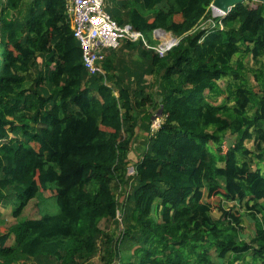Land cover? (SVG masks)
<instances>
[{
    "label": "trees",
    "instance_id": "16d2710c",
    "mask_svg": "<svg viewBox=\"0 0 264 264\" xmlns=\"http://www.w3.org/2000/svg\"><path fill=\"white\" fill-rule=\"evenodd\" d=\"M212 2L106 6L151 43L156 29L178 39L163 56L128 40L148 63L121 76L114 49L88 73L64 0H0V208L16 220L0 231V264H264V1L224 16ZM39 193L58 212L20 218ZM224 199L252 210L249 241Z\"/></svg>",
    "mask_w": 264,
    "mask_h": 264
},
{
    "label": "built area",
    "instance_id": "2783aa9c",
    "mask_svg": "<svg viewBox=\"0 0 264 264\" xmlns=\"http://www.w3.org/2000/svg\"><path fill=\"white\" fill-rule=\"evenodd\" d=\"M66 13L75 39L81 49L84 67L89 74L104 73L103 61L107 53L120 46L122 41H141L146 47L153 48L146 41L143 33L129 24H119L106 9V0H64ZM160 37L161 32L154 31ZM172 42L162 41L155 47L158 55L163 56L172 46ZM154 49V48H153ZM160 124L158 117L152 123V131ZM133 171V167H131ZM119 224L122 226L120 211H117ZM118 264V262H116Z\"/></svg>",
    "mask_w": 264,
    "mask_h": 264
},
{
    "label": "rangeland",
    "instance_id": "374dc122",
    "mask_svg": "<svg viewBox=\"0 0 264 264\" xmlns=\"http://www.w3.org/2000/svg\"><path fill=\"white\" fill-rule=\"evenodd\" d=\"M118 1V0H107V6H113L114 3ZM212 13V10H211ZM124 17V14H123ZM212 23V19L211 17L209 18H205L201 24L202 27H206L211 25ZM165 34L169 35V37L171 38H177L175 37L172 33L170 32H165ZM164 34H162L161 38L157 37L155 32H152V39L155 40V42L151 43L148 42L150 44V46H152L154 49L156 46L159 45V43L161 42V40L163 39L165 41V37L163 36ZM146 41H148L147 37L144 35ZM128 40H124L122 41V43L120 44V46L116 49H114V61L115 63L118 64V69H117V73H119V75L121 76H129L130 74H132L134 71H141L139 70L140 68L147 66L148 61L141 59L140 56L138 55V50L135 49H130L127 48L123 45L126 44ZM138 41V40H137ZM131 42H136V41H131ZM168 42V41H166ZM169 43V42H168ZM250 61V65L251 66H255V64L250 60L249 57H247L245 59V61ZM146 79L149 81L151 79L150 75H146L145 76ZM250 77H252L250 75ZM259 81L264 85V75L260 76ZM155 111L153 113V117L155 116L158 117V119L160 120L161 117L159 116V114ZM154 120V118H153ZM139 131V130H138ZM141 132V131H139ZM246 145L249 148H253L251 141H247ZM142 149V145L140 146V144L138 143V141L136 140V142L133 144L132 150H130L129 152V157L132 160V162L136 161L137 156L139 155V149ZM138 149V150H137ZM129 174L132 175L133 171L130 167L129 169ZM122 189V188H121ZM120 189L118 188L116 190L117 194L119 193ZM40 193L33 199H31L29 201V203L27 204V206L24 208L23 212L21 213L20 218H39L41 216V214L43 212H45V210H48L49 212L52 213H56L59 210L57 201L55 198H51V199H47L46 201H41L40 198ZM212 203H213V210L211 212V215L215 218L220 216L221 211L218 210L217 207V203L219 200V197H212L211 198ZM222 205L224 206V208L226 209H230L231 206L235 205V207L240 211L241 215L243 216V221L241 222L240 225H238V229H237V238L238 239H243L246 241H249L254 232H255V225H256V220L251 216V212L252 210H249L247 208L244 207L243 203H237L236 201H230V200H222ZM0 210L2 211V215L0 217V231L5 230V227L10 225L11 223L15 222V218L12 216V209L11 208H0ZM123 215L120 213V219L122 218V226H123ZM119 220V219H118ZM118 223L114 220H102L100 222V227L108 232V233H113L114 231H116L118 229ZM8 243H11V240L8 241ZM211 257L212 259L216 260V255L214 251H211ZM91 262L93 264H101V262L99 261L98 256L94 257ZM12 264H32V262L30 261H26V262H14ZM237 264V263H236Z\"/></svg>",
    "mask_w": 264,
    "mask_h": 264
},
{
    "label": "water",
    "instance_id": "95a60500",
    "mask_svg": "<svg viewBox=\"0 0 264 264\" xmlns=\"http://www.w3.org/2000/svg\"><path fill=\"white\" fill-rule=\"evenodd\" d=\"M240 1H243V0H213V2L211 4L212 15L213 16H224L232 8V6L235 3L240 2ZM261 1H264V0H261ZM214 8H217L218 10H220L222 12L219 14H215ZM159 30L161 32H166L163 29H159ZM176 41L177 40L175 38H173V42H174L173 44H175Z\"/></svg>",
    "mask_w": 264,
    "mask_h": 264
},
{
    "label": "bare ground",
    "instance_id": "6f19581e",
    "mask_svg": "<svg viewBox=\"0 0 264 264\" xmlns=\"http://www.w3.org/2000/svg\"><path fill=\"white\" fill-rule=\"evenodd\" d=\"M214 12H215V14H219L222 11L218 10L217 8H214ZM161 34H164L163 36L165 37V41H168L169 43L173 41L172 38L169 37V35H167L165 33H161Z\"/></svg>",
    "mask_w": 264,
    "mask_h": 264
},
{
    "label": "clouds",
    "instance_id": "9594fccd",
    "mask_svg": "<svg viewBox=\"0 0 264 264\" xmlns=\"http://www.w3.org/2000/svg\"><path fill=\"white\" fill-rule=\"evenodd\" d=\"M106 3H107V1H106ZM156 30H158L159 32H161L159 29H156ZM155 31V30H154ZM153 31V32H154ZM161 33H165V32H161ZM144 35V34H143ZM157 36V35H156ZM158 37V36H157ZM159 38V37H158ZM160 38H161V36H160ZM177 41H178V39L177 38H175ZM172 40H173V38H172ZM162 41H164L163 39L161 40V42L159 43V45H161V43H162ZM177 41H176V43H177ZM148 42H149V40H148ZM172 43H174L173 41H172ZM175 43V44H176ZM172 45H174V44H172ZM116 262H118V264H119V261L118 260H115L112 264H116Z\"/></svg>",
    "mask_w": 264,
    "mask_h": 264
}]
</instances>
